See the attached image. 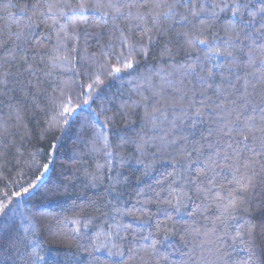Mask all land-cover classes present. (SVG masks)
<instances>
[{"label": "trees", "instance_id": "trees-1", "mask_svg": "<svg viewBox=\"0 0 264 264\" xmlns=\"http://www.w3.org/2000/svg\"><path fill=\"white\" fill-rule=\"evenodd\" d=\"M112 2L0 0V264H264V0Z\"/></svg>", "mask_w": 264, "mask_h": 264}, {"label": "snow or ice", "instance_id": "snow-or-ice-1", "mask_svg": "<svg viewBox=\"0 0 264 264\" xmlns=\"http://www.w3.org/2000/svg\"><path fill=\"white\" fill-rule=\"evenodd\" d=\"M145 5L143 4H135V3H127V4H115L112 2V0H96V4L94 5V11L96 12H99L101 14V16H106L108 13L106 11H104V9H115V15L117 16H121L123 17L124 16V12H123V9L125 7L131 9L133 7H143ZM85 10L84 8V5H81V8H80V12H83ZM237 14V12L234 10L233 11V15L235 16ZM165 15H167V13H165ZM75 23L76 21H73V26H75ZM262 27H264V25H262ZM199 43L203 44L204 41H199ZM230 55V53H229ZM129 67H131V64L128 65ZM115 71H119V69H116ZM199 114V113H198ZM237 121H239V116H237ZM264 119V118H262ZM227 127V126H225ZM246 127L248 128V132L249 133H252L254 132L256 129V127L252 124H248L246 125ZM221 131L224 132L225 135H230L231 132H232V129L231 128H228L227 131H225L224 129H221ZM258 131L261 132V133H264V125H261L259 128H258ZM253 139H255V136H252ZM249 139V135L248 134H244V142L248 141ZM248 165L246 164L245 167H247ZM230 207L232 208H235L236 205L235 204H232L230 205ZM229 215H231V213H228ZM249 229H253L254 226L249 224ZM249 235L252 236L253 233L250 231L249 232Z\"/></svg>", "mask_w": 264, "mask_h": 264}]
</instances>
